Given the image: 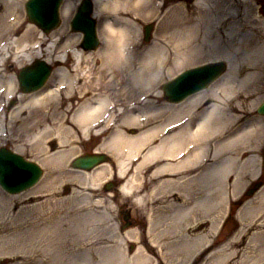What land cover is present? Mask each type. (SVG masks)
<instances>
[{
	"label": "bare ground",
	"instance_id": "6f19581e",
	"mask_svg": "<svg viewBox=\"0 0 264 264\" xmlns=\"http://www.w3.org/2000/svg\"><path fill=\"white\" fill-rule=\"evenodd\" d=\"M23 1L0 0V143L11 140L18 154L36 146L49 174L27 191H0V256L21 258L13 264H187L202 257L228 203L259 173L264 18L242 14L258 1L93 0L101 45L89 51L80 47L82 34L67 29L77 0L63 1L62 24L47 34L23 20ZM150 19L156 32L144 45L138 24ZM36 59L56 64L51 78L39 90L17 91L9 72ZM211 60L227 63L219 80L178 104L163 99L162 79ZM11 97L18 103L7 112L3 101ZM91 139L112 162L67 173L69 157ZM110 177L136 206L165 198L147 205L146 240L114 233L109 214L75 189L62 197L69 183L99 189ZM260 192L238 206L234 239L199 264H264V232H250L264 224ZM128 237L138 239L130 257L122 248ZM245 245L247 258L236 260Z\"/></svg>",
	"mask_w": 264,
	"mask_h": 264
},
{
	"label": "rangeland",
	"instance_id": "374dc122",
	"mask_svg": "<svg viewBox=\"0 0 264 264\" xmlns=\"http://www.w3.org/2000/svg\"><path fill=\"white\" fill-rule=\"evenodd\" d=\"M24 1L22 2V9H23L22 10V18H23V20L26 23H29L28 20L26 19L24 8H23ZM78 1L79 0L76 1V4L78 3ZM257 1L259 3L258 7L257 8L255 7L252 10L243 11V13H242L243 14V18H245V13L246 12L250 13L251 15H254L255 13H259L258 15H260L261 18H264V14L261 12V6L264 3V0H257ZM159 2L162 3L161 0H159ZM74 10H75V8H74ZM74 10H73V13H74ZM73 13H72V15H73ZM72 15L69 17L68 22H67L68 31H71L69 23H70ZM96 21H97V37H98V41H99V43H98V47H99L101 45V39H100V35H99V21H98V19H96ZM61 24H62V19H61V23H60L59 27L61 26ZM146 24H152L153 25V30L151 32V41H152V39L155 36L156 27H157L156 21H154L152 19L139 22V24H138L139 25L138 26L139 27L138 38H139V40L141 42H143L144 45H148L150 43V42H145L144 39H143V27ZM204 62H207V61H199V62H196V63H194L192 65H189L188 67L199 65V64H202ZM24 66L25 65H21L20 67L13 68V70L9 72L10 75L11 74H13V75L15 74L16 75V85H17L18 71L20 70V68H22ZM184 68L186 69L187 67H184ZM184 68H182V69H184ZM168 79H169V76H167L166 78L162 79L160 84H162L163 82H165ZM16 88H17V91H18V87L17 86H16ZM256 91H257L258 96H259V101H258L257 105L255 106L256 114H257V108L260 105V103L262 102V100L264 99V71H263L262 78L259 80V82L257 84V90ZM160 94H162V93H160ZM17 103H18L17 97H11L10 99H5L3 101L4 109L7 112H10L11 109L14 106H16ZM257 116L259 117V120L262 123V125H264V117L261 116V115H258V114H257ZM98 143H99L98 140L91 139L87 143H85L83 145H80L79 148H78V150H79L78 153L75 154V155H72L71 157H69L68 162H67V166H66V172L69 173V174L77 173V172H80V173L87 172V171H82L81 172L79 170L72 169L71 166H70V161H71L72 158H74L77 155H83V154H88V153L95 152V148L98 145ZM28 145H29V143H28ZM54 145H55V142H54ZM263 145H264V131H263V137H262V139H261V141L259 143V146H258V157H259V159H261V161L259 163V173H258V176H260V178L258 180L263 181V186L261 188H258L254 192L253 195L251 194L253 196V198L257 197L258 192L264 191V168L262 167V162H263V159H264V157L262 155ZM1 147H5V148L15 152V144L9 139H4L0 143V148ZM34 147H36V146H34ZM34 147H33V151H30L31 150V146H28L26 151L22 152L20 155H22L27 160L38 162L37 158H42L43 155H45V154L39 153L36 148L34 149ZM99 152H101V151H99ZM104 153H106V152H104ZM107 154L108 153H106V155ZM109 162L110 163L112 162V158H111V160ZM42 168H43L42 179L34 187H36L39 184H41L44 181V179L49 174V168L48 167H43L42 166ZM53 170L55 172V169H53ZM87 173H89V172H87ZM256 178L253 179V180H250L249 183L246 185V187L244 188V190L242 191V193L240 195V200L239 201L236 202L234 200V202L228 203L229 205L226 207V210H224V212H223L224 215L220 219V223H219V225L217 227L216 233L209 238V243L211 244L210 245L211 247L207 251H204L203 254H206L208 251H211V253L209 255H212V254L218 252L217 254L214 255V257H216V256L220 255L219 251H218L219 248L224 246L225 243H229V242H231L234 239V237L236 236L235 234H236L237 230L241 227L239 221L236 219V216H235V215H237V208L246 199L251 197L249 192L251 190H253L255 182L257 180ZM111 179H112V177H110L109 179L105 180L104 182H106L108 180H111ZM104 182L101 184L99 189H92V188H88V187H85V186H82V185L81 186H77V184L73 185V184L69 183L68 186H67L68 190H63L64 186L60 190H62V195H63L62 197L67 198L71 194L72 189H75L76 195H78V197L82 196V197L88 198V200H87L88 204L94 203V204H96L98 206V208H96V211H104V212H106V214H109V216H110V223L109 224H112L111 227L114 230V233L117 232L121 236L123 235L122 237H124V234L126 232H129L131 234L134 233L135 236L138 239L142 238L143 240H146V236L143 235V232H144L145 226H147V223H148V221H147L148 219L146 220V213H150V210H147V205L150 202H152V201H155V202H158V203L162 202V201H165V198H161V197L157 196L156 199L154 198V200H149V201L147 200L145 203H143V206L142 205L141 206H136L133 203H131L130 198H126L124 196L118 195L117 194V193H119L118 190H113V191L110 190L107 193L104 192L103 189H102V186H103ZM51 186L52 187H58L59 184H56V183L53 182L51 184ZM119 186H120V182H118L117 187L119 188ZM34 187H32V188H34ZM145 187H144V190H143V192L145 191L144 194H146L148 192L147 191L148 190V186H145ZM32 188H30V189H32ZM27 190H29V189H27ZM27 190H25V191H27ZM0 191H2L4 193V195L8 196V193L4 192L1 188H0ZM22 192H24V191H22ZM167 195H168V193L163 194V197H166ZM114 196H116V200H115V202H112V201H114L113 200L115 198ZM170 199H173V198L171 197ZM130 203H131V205H130ZM159 204H161V203H159ZM154 210H156V208ZM128 211L130 212L129 221H131L132 226H131V228H125L123 230L120 227H122V225L125 224L123 217L128 214ZM152 217H153L152 221L156 224L157 220H158L157 216L153 215ZM136 220H138V223H139L138 226H136L134 224V222ZM256 224H258L257 226H259L261 228L260 229L261 231L251 230L250 232H254V231L255 232H264V224L259 223V221ZM254 225H255V222H254ZM202 226H206V229H208L209 228V223L208 224H204ZM247 226L249 227L250 225H246V227ZM138 239L135 240V239L130 238V237H128V239L122 238V240H124L122 248L128 254L129 257L131 256V254L137 248L138 245H136V243H137L136 241ZM131 245L134 247L132 252L129 250ZM247 246H249V245H247ZM247 246L245 245V246H240V247L237 248L238 256L235 258L236 260L238 258L243 257L242 255L247 254V252L249 251ZM228 252H230V251H228ZM228 252L226 250V253H228ZM4 258H6V257L0 256V259H4ZM7 258L8 259L6 261V264H13L15 262H20V260H21V258H17V257H15V258L7 257ZM245 258H247L246 255H245ZM196 261H197V264H198L200 262V258L196 259ZM201 262H203V260Z\"/></svg>",
	"mask_w": 264,
	"mask_h": 264
},
{
	"label": "water",
	"instance_id": "95a60500",
	"mask_svg": "<svg viewBox=\"0 0 264 264\" xmlns=\"http://www.w3.org/2000/svg\"><path fill=\"white\" fill-rule=\"evenodd\" d=\"M62 0H28L25 3L28 21L34 23L45 33L57 28L60 24L59 9ZM93 5L90 0H82L71 20L72 31L83 33L81 47L85 50L94 49L98 45L96 35V21L91 16ZM152 26L145 27V40L150 37ZM224 70L221 63L206 66L200 69H191L183 72L177 79L167 82L163 90L170 101H180L186 96L198 91L214 79ZM51 67L43 60H37L33 65L26 66L20 70L18 75L19 88L22 92H31L41 88L48 79ZM201 75L202 82L195 86L191 84V78ZM258 113L264 115V101L258 108ZM103 154H87L76 157L71 166L76 169L90 171L98 164L106 160ZM42 176L40 166L34 162L24 159L22 156L6 149L0 148V186L9 193H18L30 188L38 182ZM260 183L249 192L252 194L258 189Z\"/></svg>",
	"mask_w": 264,
	"mask_h": 264
},
{
	"label": "flooded vegetation",
	"instance_id": "af4514ba",
	"mask_svg": "<svg viewBox=\"0 0 264 264\" xmlns=\"http://www.w3.org/2000/svg\"><path fill=\"white\" fill-rule=\"evenodd\" d=\"M112 187H113V189H116L117 188V183L114 182ZM128 222L131 224V221H128Z\"/></svg>",
	"mask_w": 264,
	"mask_h": 264
}]
</instances>
